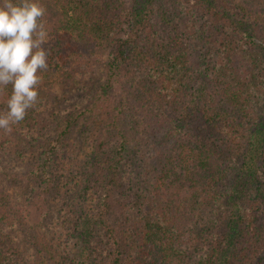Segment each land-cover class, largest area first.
Here are the masks:
<instances>
[{
  "label": "trees",
  "instance_id": "obj_1",
  "mask_svg": "<svg viewBox=\"0 0 264 264\" xmlns=\"http://www.w3.org/2000/svg\"><path fill=\"white\" fill-rule=\"evenodd\" d=\"M254 1L38 0L58 82L38 85L18 124L43 135L22 176L44 181L35 209L51 169L78 150L73 133H95L82 164L93 241L70 264H264V0ZM57 88L85 103L64 109ZM10 94L0 90V111ZM16 225L32 261L6 231ZM36 228L0 187V261L64 264V247Z\"/></svg>",
  "mask_w": 264,
  "mask_h": 264
},
{
  "label": "rangeland",
  "instance_id": "obj_2",
  "mask_svg": "<svg viewBox=\"0 0 264 264\" xmlns=\"http://www.w3.org/2000/svg\"><path fill=\"white\" fill-rule=\"evenodd\" d=\"M233 1L255 2L254 0ZM56 70L53 62H50L47 71L39 74L41 77L39 86L43 92H47L53 87L52 85L57 84L58 72ZM53 91L56 94H63L60 88L53 89ZM65 93L63 95L67 97V103L63 104L64 109L77 108L85 103L86 96L82 91L68 90ZM18 124L11 125L10 133L0 129V187L8 192L14 204L20 208L28 225H36V231L43 234L46 239L52 240L57 247H64L67 255L64 264H70V261L79 256L81 251L87 249L93 241L92 238L84 236L83 228L94 211L96 194L94 195L85 183L82 164L92 151L95 133L86 132L87 129H77L73 133L71 141L78 150L66 149L70 155L62 158L61 163L57 161V166L51 169L54 180L50 193L45 196L47 204L35 209L33 203L36 197L41 196L37 191L44 186V181H25L22 176L27 173L35 161L41 158L43 135L34 132L28 134L22 128L18 129ZM141 167V162H136V165L132 167L131 164L126 165L124 173L122 172V179L125 182L130 179L131 176H126L128 174L138 176ZM13 175L20 177L14 180L11 178ZM137 180L140 182L139 179ZM126 186L128 187V184ZM41 216H43V221L40 222ZM6 231L9 232L13 244L24 259L28 262L32 261L36 251L25 241L23 228L16 225ZM0 264L4 263L0 261Z\"/></svg>",
  "mask_w": 264,
  "mask_h": 264
},
{
  "label": "clouds",
  "instance_id": "obj_3",
  "mask_svg": "<svg viewBox=\"0 0 264 264\" xmlns=\"http://www.w3.org/2000/svg\"><path fill=\"white\" fill-rule=\"evenodd\" d=\"M44 15L38 0H0V90L11 85L0 129L8 133L38 102V72L48 69Z\"/></svg>",
  "mask_w": 264,
  "mask_h": 264
}]
</instances>
